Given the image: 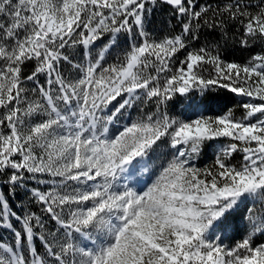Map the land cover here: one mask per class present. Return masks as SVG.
Wrapping results in <instances>:
<instances>
[{
    "label": "snow or ice",
    "instance_id": "6c2138e0",
    "mask_svg": "<svg viewBox=\"0 0 264 264\" xmlns=\"http://www.w3.org/2000/svg\"><path fill=\"white\" fill-rule=\"evenodd\" d=\"M0 232V264H264V0H0Z\"/></svg>",
    "mask_w": 264,
    "mask_h": 264
},
{
    "label": "trees",
    "instance_id": "16d2710c",
    "mask_svg": "<svg viewBox=\"0 0 264 264\" xmlns=\"http://www.w3.org/2000/svg\"><path fill=\"white\" fill-rule=\"evenodd\" d=\"M200 2L204 3L205 0H200ZM207 2L215 4V3H222L224 2V0H207ZM167 18H168L167 10L157 13L156 19L158 21H163ZM172 19L174 22V18ZM154 28L157 31V33H160L161 29L165 32L168 30L167 27H165L162 23L155 24ZM206 35L208 36V39L210 41L220 42L222 55L225 59L229 61H235L238 63H245L247 59L250 58V56L259 52L262 47L259 43L254 44L253 46L249 48L241 47L240 44L238 43L239 34L237 33L236 28L234 26H230L228 28V36L224 40L220 39V33L218 30L210 31V32L206 31ZM218 96H219V103L216 107L212 109L211 114L214 115V113L216 112V109H218L219 112L222 114H225L229 110H232L233 115L236 118H239L243 115L244 110L242 109L239 103V101L242 98L237 97L235 96V94L229 93L225 90H220V92L218 93ZM234 159L235 160L241 159V154H234ZM211 163H212V155L208 153L207 149H205V152L202 153L199 159L196 161V166L203 168ZM4 192L7 195L6 188H4ZM20 196H21L20 192L17 193L15 200H13V198L9 196V202L12 204L13 209H17L18 202L21 200Z\"/></svg>",
    "mask_w": 264,
    "mask_h": 264
},
{
    "label": "rangeland",
    "instance_id": "374dc122",
    "mask_svg": "<svg viewBox=\"0 0 264 264\" xmlns=\"http://www.w3.org/2000/svg\"><path fill=\"white\" fill-rule=\"evenodd\" d=\"M70 51H71V53H72L73 55H75L77 52H79L78 49L70 50ZM214 115H222V113H220L219 110L216 109V112L214 113ZM45 187H46V186H41V189L43 190ZM20 195H21V196H20L21 200H25V199H26V194H25V193L20 192ZM21 200H20V201H21ZM20 201H19V202H20ZM19 202H18V203H19ZM32 209H35V211L38 212V206H36V205H32ZM0 235H5V236H6V234H5V233H2V232H0ZM241 235H242V233H239V234H237L233 239H230L229 241H226V242H227L230 246H232V245L235 244L236 240H238V239L241 237Z\"/></svg>",
    "mask_w": 264,
    "mask_h": 264
}]
</instances>
